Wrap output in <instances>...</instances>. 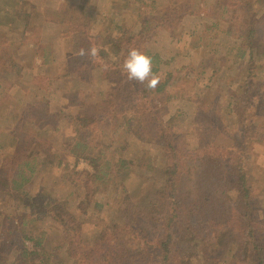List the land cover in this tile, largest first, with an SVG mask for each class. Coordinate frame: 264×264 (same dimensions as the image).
<instances>
[{"label":"rangeland","instance_id":"374dc122","mask_svg":"<svg viewBox=\"0 0 264 264\" xmlns=\"http://www.w3.org/2000/svg\"><path fill=\"white\" fill-rule=\"evenodd\" d=\"M148 1L150 5L146 7L138 0H0V41L22 67L9 77L4 68L0 69V82L6 88L2 95L9 94L0 109V163L11 151L19 124L29 129L24 116L34 109L43 111L48 107L71 116L90 108L103 114L100 92L109 90L115 80L105 71L100 53L112 55L113 59L123 54L124 47L139 35L140 24L157 15L156 7H151L152 0ZM168 1L171 0H159ZM259 1L198 0L196 14L185 15L181 23L169 24L153 44L166 60L160 82L168 83L150 105L158 117L185 137L190 147L213 146L214 134L213 144L226 143L234 154L243 145L246 147L252 203L264 225V44L260 45L264 41H258L257 48L250 52V44L238 37L250 23L264 18V3ZM178 6L181 9L184 5ZM64 11L85 25H77L76 32L66 33L68 27L56 21ZM90 46L98 48L97 57L78 55L81 47ZM123 78L128 88L129 80ZM229 101L243 119L234 113L228 121L223 118V108ZM215 107L219 110L213 112ZM207 109L210 111L206 113ZM56 123L60 130L54 131L55 125L48 124L52 132L48 139L55 149L61 145L68 148L71 120L62 117ZM111 132L114 136L120 133L108 131ZM133 144L136 151L128 157L129 174L115 178L100 193L93 186L91 202L86 198L85 176L93 170L92 166L85 159L74 161L73 157L60 171L39 169L32 180L33 194L70 198L72 212L82 220L83 230L79 229L85 239L105 224L119 226L123 220L120 197H131L145 206L166 177L162 147L141 140ZM6 174L0 169V181L7 179ZM235 208L238 210V206ZM29 211L25 202L0 192V221L7 214ZM42 228L50 234L46 243L52 250L61 228L51 219L44 221ZM131 241L132 248L139 247L141 254V239ZM28 245L32 248L31 243Z\"/></svg>","mask_w":264,"mask_h":264},{"label":"trees","instance_id":"16d2710c","mask_svg":"<svg viewBox=\"0 0 264 264\" xmlns=\"http://www.w3.org/2000/svg\"><path fill=\"white\" fill-rule=\"evenodd\" d=\"M138 2L150 5L148 0ZM151 3L157 15L140 24L139 35L124 47L119 58L100 53L105 71L115 80L109 90L100 92L102 115L90 108L71 116L63 111H50L48 107L43 111L37 108L24 116L29 129L20 124L16 128L11 151L0 163V169L7 172V179L0 181V192L25 202L31 211L7 214L0 221V264H194V260L200 261L199 264H264V225L252 203L246 147L243 145L234 154L226 143L213 144L215 134L211 136L213 146L190 147L185 137L158 117L150 105L168 80L160 82L155 90L135 81H129L128 88L123 84L127 75L122 64L133 47L151 56L153 72L161 76L166 60L153 44L169 24L181 23L185 15L196 14L199 4L198 0ZM180 4L184 5L181 9ZM76 19L64 11L56 21L68 27L66 33H74L77 25H85ZM238 37L250 44L247 49L253 52L258 41H264V18L250 23ZM2 44L0 41V69L4 68L9 77L22 67ZM245 55L243 52L244 59ZM5 89L0 82V109L9 96L2 95ZM228 110L230 114L225 112ZM233 113L240 115L236 116L239 119L244 117L229 101L223 108V118L228 121ZM62 117L70 118L72 136L68 148L61 145L62 148L55 149L48 139L52 135L48 124L59 131L56 121ZM110 130H118L119 136L112 132L110 136ZM135 140L162 147L166 177L145 206L131 197L119 196L123 202L119 226L105 224L85 239L80 233L82 220L72 212L70 198L33 194L32 180L39 169L60 171L73 157L74 161L85 159L92 166L93 170L85 176L86 198L91 202L93 186L100 193L115 178L129 174L128 157L136 151ZM48 219L61 228L52 250L46 243L50 234L42 228ZM132 238L141 239L144 248L141 254L139 247L132 248Z\"/></svg>","mask_w":264,"mask_h":264},{"label":"clouds","instance_id":"9594fccd","mask_svg":"<svg viewBox=\"0 0 264 264\" xmlns=\"http://www.w3.org/2000/svg\"><path fill=\"white\" fill-rule=\"evenodd\" d=\"M98 53L97 47L90 46L87 49L81 47L78 55L80 57L95 58ZM122 71L127 75L129 81L144 85L149 90H155L160 82L159 75L153 72L151 56L135 47L129 49L122 64Z\"/></svg>","mask_w":264,"mask_h":264}]
</instances>
